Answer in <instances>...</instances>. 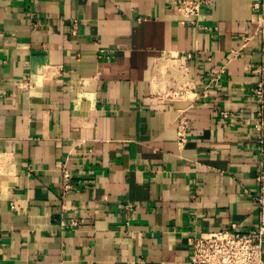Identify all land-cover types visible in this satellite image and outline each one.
I'll use <instances>...</instances> for the list:
<instances>
[{
	"label": "crops",
	"instance_id": "crops-1",
	"mask_svg": "<svg viewBox=\"0 0 264 264\" xmlns=\"http://www.w3.org/2000/svg\"><path fill=\"white\" fill-rule=\"evenodd\" d=\"M175 1L0 0V264H190L256 225L255 0Z\"/></svg>",
	"mask_w": 264,
	"mask_h": 264
},
{
	"label": "built area",
	"instance_id": "built-area-1",
	"mask_svg": "<svg viewBox=\"0 0 264 264\" xmlns=\"http://www.w3.org/2000/svg\"><path fill=\"white\" fill-rule=\"evenodd\" d=\"M209 4L210 0H176L174 11L178 16L182 17V25H197L202 10ZM253 9L256 12V29L253 36L260 41L262 56L260 63L256 65L257 81L253 90L255 100L259 106L255 130L257 142L261 145L264 143V0H255ZM252 37L244 38L243 46ZM187 57L191 58L192 55L188 54ZM24 84L26 86L24 85L21 88L29 87L28 80ZM185 95L183 93L175 94L174 98H183ZM222 115L227 117L228 113L224 112ZM178 140L180 143L186 141L184 126L180 129ZM261 151L264 152L262 146ZM257 182L260 190L253 195L254 205L257 210L256 225L246 231H239L233 228L209 232L205 236H194L191 240L192 256L190 264H264V170L257 175ZM73 190V175L70 170L63 168L61 184L63 199ZM2 193V187L0 186V199ZM125 206L129 211L134 207L131 203H126ZM70 225L77 226L78 223L72 220ZM2 237V230L0 229V242Z\"/></svg>",
	"mask_w": 264,
	"mask_h": 264
}]
</instances>
